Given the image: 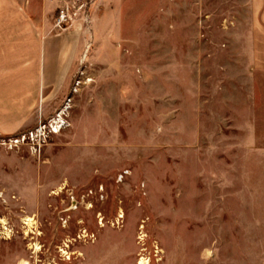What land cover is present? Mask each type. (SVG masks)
<instances>
[{
  "label": "crops",
  "instance_id": "obj_1",
  "mask_svg": "<svg viewBox=\"0 0 264 264\" xmlns=\"http://www.w3.org/2000/svg\"><path fill=\"white\" fill-rule=\"evenodd\" d=\"M61 2L0 0V134L47 116L69 88L77 41H93L81 61L92 64L85 72L99 97L85 98L97 112L85 120L84 139L133 141L136 125L163 136L184 124L186 109L195 144L215 127L225 144L209 151V213L175 236L242 239L239 263L264 264V0H112L94 13L89 38L54 28ZM76 125L62 134L74 135ZM23 153L0 150V190L42 211L45 191L61 183L60 153Z\"/></svg>",
  "mask_w": 264,
  "mask_h": 264
},
{
  "label": "rangeland",
  "instance_id": "obj_2",
  "mask_svg": "<svg viewBox=\"0 0 264 264\" xmlns=\"http://www.w3.org/2000/svg\"><path fill=\"white\" fill-rule=\"evenodd\" d=\"M109 7L112 0H62L54 28L89 38L94 13ZM61 8L69 20L58 28ZM92 43L77 41L80 58L69 88L43 117L63 109L69 100V127L72 120L77 124L74 135L62 134L68 127L43 149V155L47 149L60 153L55 159L60 188L45 191L42 211L27 208L12 191L0 190V264H240L234 251L242 239L175 236L186 225L196 229L194 217L209 213V151L216 144L223 150L225 144L224 138L214 137L215 127H204L206 135L195 144L191 111L186 109L179 119L184 124L170 126L163 136L151 126L136 125L131 128L133 141L107 145L84 139L85 120H94L97 112L85 98L99 97L96 81L85 72L92 64L81 61L94 51ZM136 49L143 52L145 46ZM91 85V93L84 94ZM216 129L222 135L230 132L225 126ZM26 218L32 220L31 228ZM200 226L207 229V223ZM178 240L184 244L179 248Z\"/></svg>",
  "mask_w": 264,
  "mask_h": 264
},
{
  "label": "built area",
  "instance_id": "obj_3",
  "mask_svg": "<svg viewBox=\"0 0 264 264\" xmlns=\"http://www.w3.org/2000/svg\"><path fill=\"white\" fill-rule=\"evenodd\" d=\"M66 13L65 8L59 9L56 27L61 28L69 20ZM69 102L67 100L65 106ZM65 106L48 118H41L39 115L36 123L24 131L7 136L0 134V149L6 152L26 151L32 157L40 158L49 140L69 127Z\"/></svg>",
  "mask_w": 264,
  "mask_h": 264
},
{
  "label": "bare ground",
  "instance_id": "obj_4",
  "mask_svg": "<svg viewBox=\"0 0 264 264\" xmlns=\"http://www.w3.org/2000/svg\"><path fill=\"white\" fill-rule=\"evenodd\" d=\"M1 223H2V222H1ZM24 223H25V225H26L27 227H29V228H31L32 225H33L32 220H31L30 218H26ZM36 250H38V249L36 248ZM139 264H144V262L141 261V262H139Z\"/></svg>",
  "mask_w": 264,
  "mask_h": 264
}]
</instances>
